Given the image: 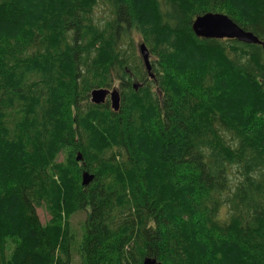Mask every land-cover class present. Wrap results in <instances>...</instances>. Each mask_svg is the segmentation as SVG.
<instances>
[{
    "label": "trees",
    "instance_id": "obj_1",
    "mask_svg": "<svg viewBox=\"0 0 264 264\" xmlns=\"http://www.w3.org/2000/svg\"><path fill=\"white\" fill-rule=\"evenodd\" d=\"M114 78L118 112L90 100ZM76 210L84 264H264V0H0V264H70Z\"/></svg>",
    "mask_w": 264,
    "mask_h": 264
},
{
    "label": "water",
    "instance_id": "obj_2",
    "mask_svg": "<svg viewBox=\"0 0 264 264\" xmlns=\"http://www.w3.org/2000/svg\"><path fill=\"white\" fill-rule=\"evenodd\" d=\"M194 34L199 38H214V39H237L246 43H261V41L253 34V32L245 30L227 14L221 12H205L197 15L192 23ZM139 50L143 58L144 64L150 77H154L151 71L150 52L145 43L139 45ZM141 84H134L137 90ZM107 96H110V106L114 111H119L121 105V94L117 87L107 89L103 87L94 88L91 91V102L95 104H103L106 102ZM77 161H82L83 156L81 152L77 153ZM95 175L88 170L82 172V184L88 186ZM143 264H163L156 257L147 256Z\"/></svg>",
    "mask_w": 264,
    "mask_h": 264
},
{
    "label": "rangeland",
    "instance_id": "obj_3",
    "mask_svg": "<svg viewBox=\"0 0 264 264\" xmlns=\"http://www.w3.org/2000/svg\"><path fill=\"white\" fill-rule=\"evenodd\" d=\"M106 17H108L107 6L101 5L97 9V11L95 12V20L104 19ZM142 40H143L142 35L137 33V32H134V31L130 33V36L128 38L124 39L125 47H127L129 44H133L134 46H136L137 50L135 52L136 53L135 56H133V59L135 60L136 65L139 66L140 70L144 69V67L142 65L143 58H142L140 50H139V45L141 44ZM148 50L150 52V58L157 60L158 57L151 52V48L148 47ZM151 71H152V69H151ZM148 78L150 79L152 77L148 76ZM119 84H120L119 81L114 78L111 86H118L119 87ZM110 108H111V106H110ZM79 152H81V151H79ZM66 153H67L66 151H63L61 154H59L58 160L61 161L64 158V155ZM76 156H77V154H76ZM78 162L84 164L83 160L78 161ZM80 184H81V186L86 187L82 184V178H81ZM37 210H38V214L40 216L42 223H44V224L47 223L48 220L50 219L51 215L46 211L45 208H38ZM223 214H225V211H222L221 215H223ZM85 218H86V211H84V210H76L72 214V216L70 217V229H71V231L75 237L74 241H72V244L73 243L74 244L73 245L71 244L72 245V247H71L72 258H71L70 264H84L83 258L81 256L80 251H79V245H80L82 238H83L82 227H83V223L85 221Z\"/></svg>",
    "mask_w": 264,
    "mask_h": 264
},
{
    "label": "bare ground",
    "instance_id": "obj_4",
    "mask_svg": "<svg viewBox=\"0 0 264 264\" xmlns=\"http://www.w3.org/2000/svg\"><path fill=\"white\" fill-rule=\"evenodd\" d=\"M41 32V31H40ZM43 36V35H42ZM80 38V37H79ZM14 39V38H13ZM27 54V53H26ZM129 119V118H128ZM122 120V119H121ZM142 128V127H141ZM87 136V135H86ZM219 244V243H218ZM213 245V244H212Z\"/></svg>",
    "mask_w": 264,
    "mask_h": 264
},
{
    "label": "flooded vegetation",
    "instance_id": "obj_5",
    "mask_svg": "<svg viewBox=\"0 0 264 264\" xmlns=\"http://www.w3.org/2000/svg\"><path fill=\"white\" fill-rule=\"evenodd\" d=\"M108 101H109V97H108Z\"/></svg>",
    "mask_w": 264,
    "mask_h": 264
}]
</instances>
